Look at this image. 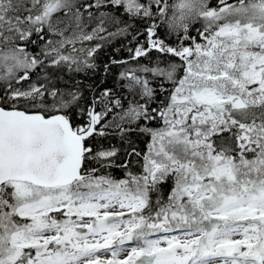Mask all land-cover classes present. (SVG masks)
Listing matches in <instances>:
<instances>
[{
    "label": "snow or ice",
    "instance_id": "1",
    "mask_svg": "<svg viewBox=\"0 0 264 264\" xmlns=\"http://www.w3.org/2000/svg\"><path fill=\"white\" fill-rule=\"evenodd\" d=\"M0 264H264V0H0Z\"/></svg>",
    "mask_w": 264,
    "mask_h": 264
},
{
    "label": "trees",
    "instance_id": "2",
    "mask_svg": "<svg viewBox=\"0 0 264 264\" xmlns=\"http://www.w3.org/2000/svg\"><path fill=\"white\" fill-rule=\"evenodd\" d=\"M169 2L171 3V2H173V0H169ZM199 26H200L199 24L196 25V27H199Z\"/></svg>",
    "mask_w": 264,
    "mask_h": 264
}]
</instances>
